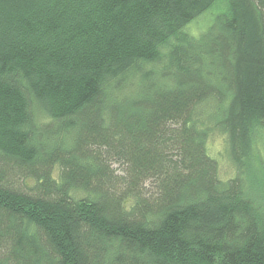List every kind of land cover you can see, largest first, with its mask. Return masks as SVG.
Listing matches in <instances>:
<instances>
[{"label":"trees","instance_id":"1","mask_svg":"<svg viewBox=\"0 0 264 264\" xmlns=\"http://www.w3.org/2000/svg\"><path fill=\"white\" fill-rule=\"evenodd\" d=\"M263 136L264 0H0V264H264Z\"/></svg>","mask_w":264,"mask_h":264},{"label":"rangeland","instance_id":"2","mask_svg":"<svg viewBox=\"0 0 264 264\" xmlns=\"http://www.w3.org/2000/svg\"><path fill=\"white\" fill-rule=\"evenodd\" d=\"M210 14H205L196 19L189 29L192 33H196L198 29L205 23ZM208 152L210 156L216 159L218 163L217 176L221 180H225L235 175V166L226 153L225 136L220 133L212 134L207 141ZM258 154L264 166V136L258 140Z\"/></svg>","mask_w":264,"mask_h":264}]
</instances>
